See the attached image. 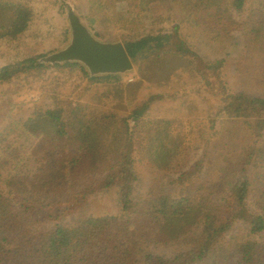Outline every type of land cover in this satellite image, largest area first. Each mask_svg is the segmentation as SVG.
Segmentation results:
<instances>
[{"label":"trees","instance_id":"16d2710c","mask_svg":"<svg viewBox=\"0 0 264 264\" xmlns=\"http://www.w3.org/2000/svg\"><path fill=\"white\" fill-rule=\"evenodd\" d=\"M136 1L142 5L153 0ZM247 1L224 0L222 12L206 25L208 36L223 44L213 47L216 54L227 51L225 36L237 33L241 37L244 49L236 70L252 78L249 88L261 90L264 61L256 65L255 60L250 66L246 62L251 60L248 52L264 40V0H253L250 21L237 23L231 18ZM99 3L88 0L92 9ZM208 5L212 3L195 0L188 8L203 12ZM31 12L14 0H0V36L19 41L31 29ZM95 22L94 17L88 19L93 36L105 39V34L93 27ZM68 33L69 29L62 31L64 39ZM123 38L130 60L138 65L140 79L161 89L186 76L208 106L214 98L216 110L207 116L212 131L195 135L197 132L179 118L149 117L152 137L135 146L133 138L118 134L117 124H125V119L90 115L86 105L72 98L39 93L34 109L17 121L15 129L0 127V264H264V93L257 97L233 94L221 78L220 68L227 55L205 61L180 38L177 27L174 32L160 28ZM43 57L34 53L3 67L0 86L15 75L29 77L54 68L105 85L102 96L106 97L109 86L121 75H92L79 62L52 63ZM142 63H147L148 69H139ZM161 97L155 94L143 100L135 106L134 116H142ZM115 98L110 99L115 102ZM4 117L0 110V123ZM15 121H11L12 127ZM105 122L113 124L116 131L107 132ZM22 130L34 140L32 145L27 144L29 136L21 146L12 136ZM136 139L141 138L138 135ZM193 140L201 145L200 150L185 171L176 173L178 164L173 163L184 149L189 156L195 148L190 144ZM179 146L176 152L174 148ZM20 155V160L11 161L13 165L7 163ZM137 164L159 175L161 170L175 173L168 177L171 182L167 186L176 185L179 198L165 189L157 193L156 188L139 194L130 185L137 180ZM169 165L170 170L163 169ZM159 175H155L158 180L164 179ZM113 190V208L92 205L99 195ZM178 221L180 235L175 229ZM117 232L120 238L113 236ZM170 234H177L185 248L168 255L152 252L166 245ZM129 240L132 244L127 245Z\"/></svg>","mask_w":264,"mask_h":264},{"label":"rangeland","instance_id":"374dc122","mask_svg":"<svg viewBox=\"0 0 264 264\" xmlns=\"http://www.w3.org/2000/svg\"><path fill=\"white\" fill-rule=\"evenodd\" d=\"M14 1L22 6L31 8V29L25 35L23 34L19 41L17 39L12 40L8 36H0V70L10 63L22 61L28 56L34 55V53L44 55L47 58L63 50L70 42V26L67 18V14L70 11L80 19L90 33H92V29L88 19L94 17L96 22L93 27L100 33L105 34L106 38L94 37L106 43L119 42L122 44L124 36L138 31L149 33L161 28L163 32H174L175 27H177V33L180 38L190 46L191 51L196 53L197 56L204 57L205 61H213L217 58L222 59L227 55L224 64L220 68L221 78L233 94L243 93L244 95L257 97L264 93V89L249 88L252 78L251 80L250 78H245L236 70L238 60L241 59V51L244 49L243 41L237 33H232L223 38L227 50L224 54L214 53L213 47L223 46V44L220 40L208 36L209 27L206 24L213 16H218L222 12L224 0H201L204 4H206V1L212 3V5L204 7V13L198 8L195 10L188 8L189 3H193L195 0H153L142 5L136 0H122L119 2H116V0H99L98 7L94 9H92L93 5L88 4V0ZM253 10V0H248L243 10L241 12H233L231 18L237 23L248 22L251 20L249 16ZM202 25L203 27L200 28ZM64 29H69L66 39H64L62 34ZM230 36L232 38H229ZM230 40H232V43L229 45ZM259 51L262 52L259 53ZM248 53L251 55V60L246 62L247 66L254 64L255 60H258L256 65H260L264 61V40L261 45ZM242 59L244 58L242 57ZM164 62L167 61L163 60ZM163 63L161 62L159 65H163ZM132 65L134 66L132 71L121 74L116 80L117 83L109 86V95L106 97L102 96L105 92L102 88L105 85L83 80L77 72H61L54 68H49L43 74L34 72L29 77H26L24 73L15 75L11 78V82L0 86V110L3 115H6V118L4 117L0 123V127L9 125L10 129H15L17 121L25 119L32 112L35 103L38 101L39 93L49 92L54 97L61 95L76 100L78 104L86 105L90 115L97 114L99 117H103V115L106 117L111 116L116 121L125 119V124H117L120 127L118 134L122 137L133 138L135 146L139 143L144 144L148 138L151 139L152 137L154 130L153 125H148L147 123L149 117H153L155 120L179 118L183 123L189 124V128L194 132H197L194 133L195 135L200 133L208 135V131H212V124L208 121L207 116L216 110L213 108L216 104L214 98L211 97V104L208 106L203 98L195 93L196 85L191 81H187L186 76L177 84L157 89L153 82L148 83L140 79L139 75L136 74L138 65H134V63ZM140 67L143 70L148 69L147 63H142V66L139 65V69ZM139 80L142 81L141 84L138 83ZM32 88H35V90ZM175 90H181V92L178 93ZM215 92L211 90V93ZM155 94H162V97L154 105L147 107L142 116L139 118L135 117L133 114L135 106H139L143 100ZM114 97H116L115 102L113 101ZM9 101H12V103ZM46 101L48 100L46 99ZM121 104L123 108H120L119 105ZM88 114L85 117H89ZM12 120H16L13 127L11 126ZM105 126L107 127L105 128L107 132L116 131L113 124L111 126L108 122H105ZM20 133L15 132L12 136L19 141L18 145L21 146L25 137L29 135L25 134L23 130ZM138 135L141 139H136ZM33 143L34 140L30 137L27 144L32 145ZM190 144H193L195 148L189 152V156L184 149L181 157L176 158L173 163L178 164L176 173L185 171L193 155L201 148L197 140H193ZM174 149L179 152L180 146ZM260 154L261 151H258L257 156H260ZM2 155L7 158V155ZM14 155H18L17 148H15ZM22 157L23 155L17 158H10L7 163L13 165L12 162L20 160ZM202 165L204 167V164ZM170 167L171 165L163 167V169L170 170ZM135 172L137 180L131 182L130 185L133 184V188L139 191V194H145L148 189L156 188L157 193L165 189L169 195L176 194L177 199L179 198L177 193H175L176 185L167 186L171 182L168 177L175 175V173L161 170L162 175H159V173H156L157 171L153 172L151 169L149 170L147 167H142L138 164ZM155 175L162 176L164 179L158 180ZM115 195V190L103 193L96 198L97 201L92 205L97 206L95 207L96 209L106 210L109 207L113 208ZM149 206V204H145L146 208H149ZM185 216L180 220L184 219ZM179 221L175 226L178 235H180ZM235 232L238 233V230ZM177 234H170L166 238L167 244L161 246L159 250H152V252L168 255L173 251H182L185 248V243ZM113 236L120 238L121 234L117 232ZM136 238L131 240L135 241ZM131 240L126 244H132L130 243Z\"/></svg>","mask_w":264,"mask_h":264},{"label":"water","instance_id":"95a60500","mask_svg":"<svg viewBox=\"0 0 264 264\" xmlns=\"http://www.w3.org/2000/svg\"><path fill=\"white\" fill-rule=\"evenodd\" d=\"M67 18L70 26V42L63 50L47 57L46 61L79 62L92 75L124 74L133 70L134 66L123 44L99 41L70 11Z\"/></svg>","mask_w":264,"mask_h":264}]
</instances>
